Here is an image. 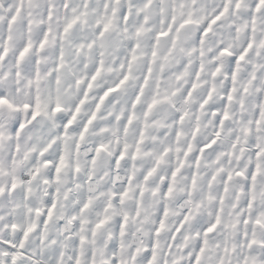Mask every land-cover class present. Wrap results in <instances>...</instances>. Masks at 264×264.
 <instances>
[{"label": "snow or ice", "instance_id": "obj_1", "mask_svg": "<svg viewBox=\"0 0 264 264\" xmlns=\"http://www.w3.org/2000/svg\"><path fill=\"white\" fill-rule=\"evenodd\" d=\"M0 264H264V0H0Z\"/></svg>", "mask_w": 264, "mask_h": 264}]
</instances>
